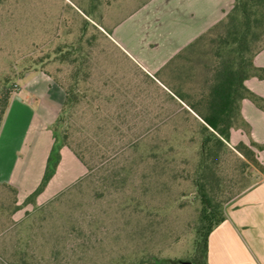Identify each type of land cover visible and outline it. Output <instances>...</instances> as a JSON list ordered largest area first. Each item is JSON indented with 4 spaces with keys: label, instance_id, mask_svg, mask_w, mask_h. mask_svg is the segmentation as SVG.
Here are the masks:
<instances>
[{
    "label": "rangeland",
    "instance_id": "rangeland-1",
    "mask_svg": "<svg viewBox=\"0 0 264 264\" xmlns=\"http://www.w3.org/2000/svg\"><path fill=\"white\" fill-rule=\"evenodd\" d=\"M71 1L74 6L66 0H0V78H11L15 93L17 77L45 69L66 91L78 71L79 99L56 126L57 138L67 130L75 146L96 142L89 155L108 157L100 173L45 203L17 197L20 209L12 216L14 194L0 185V257L19 264H134L152 257L189 262L202 207L192 181L200 121L159 102L155 91L152 106L143 109L137 101L143 88L157 83L119 59L99 28L101 13ZM221 33L199 42L202 68L214 66L211 42ZM263 42L264 34L254 49ZM121 86L129 92L112 94L116 101L102 91L119 92ZM229 149L218 168L222 205L264 175ZM69 167L61 170L71 177L64 184L81 170ZM107 171L121 173L124 183H102Z\"/></svg>",
    "mask_w": 264,
    "mask_h": 264
},
{
    "label": "crops",
    "instance_id": "crops-1",
    "mask_svg": "<svg viewBox=\"0 0 264 264\" xmlns=\"http://www.w3.org/2000/svg\"><path fill=\"white\" fill-rule=\"evenodd\" d=\"M66 2L74 6L71 0ZM81 2L88 11L101 13L99 28L118 52L119 59L157 83L143 88L144 96L137 100L143 109H150L155 101L151 94L155 91L159 93V102L188 111L195 120H202L208 104L217 99L208 95L213 69L205 65L202 68L197 40L224 18L234 0ZM253 65L264 68V47L253 57ZM243 86L264 99V79L248 76ZM102 91L111 94L107 99L116 101L112 94L129 92V88L121 86L118 92L111 87ZM65 96L64 88L45 69H32L18 81V89L9 99L0 126V183L15 188L21 200L43 178L55 142L53 124ZM236 107V120L242 119L249 126V132L242 127H231L227 145L244 144L255 153L264 169V109L246 97L238 99ZM69 164V168L76 169L80 165L81 170L64 184L71 177L66 174L68 169L61 170ZM84 173L85 168L73 153L61 147L55 174L35 200L42 204L53 199ZM222 211L224 220L208 236L207 263L264 264V175L224 203Z\"/></svg>",
    "mask_w": 264,
    "mask_h": 264
},
{
    "label": "trees",
    "instance_id": "trees-1",
    "mask_svg": "<svg viewBox=\"0 0 264 264\" xmlns=\"http://www.w3.org/2000/svg\"><path fill=\"white\" fill-rule=\"evenodd\" d=\"M219 29L222 30V33L212 42L210 40L215 45L213 57L216 62H214L215 64L211 68L213 69V82L212 85L210 83L208 94L210 98L213 96L217 100L215 103L210 102L208 104L206 114L201 116L202 120H199L201 127L200 160L195 168L192 181L202 207L195 228L193 257L189 260V264H208V236L224 220L222 211L224 204L222 205L217 200L218 190L221 185L218 172L221 153L226 148L229 149L227 143H229L231 127H242L246 133L249 132V126L242 119L239 121L236 120L238 113L236 101L246 97L258 108L264 109V99L253 94L243 86V81L248 76H256L259 79H264V68H257L253 65V57L264 47L263 42L254 49L256 42L258 43L264 34V0H234L232 8L226 13L224 18L208 32L203 34L197 40V43L211 36L212 32ZM25 73L17 77V80H21ZM78 76V71L72 74L71 78L73 82L65 91V101L58 118L53 124L52 131L55 142L48 156L47 167L43 178L38 187L25 199V203H34L35 198L45 189L59 164L61 147H67L73 153L75 158L85 168V173L68 187V189L59 193L58 196L73 186L82 184V182L88 180L90 177H94V175L101 172V166L104 167L105 165L104 163L108 156L97 157L96 154L89 155L90 152L88 153L86 151L87 149L95 148L97 146L96 142L89 144L81 143V145L77 144L75 146V144L68 141L69 134L67 130L62 131L59 138H57L56 126L64 122L63 117L65 113L78 102L79 98L76 92L79 83ZM11 80L8 76H2L0 78V126L9 99L13 93L12 87L8 86ZM228 97L230 98L229 108L227 103ZM224 104L225 108L223 107ZM229 151H232L238 156L240 155L239 157H242L248 168L252 167L260 173L264 171L263 167L256 160L255 153L244 144L240 143L233 149L230 148ZM96 158L101 160L100 163L92 164L91 161ZM103 159H105V162ZM106 173V178L99 179L102 183H105L106 179H109L110 182L118 181L124 183L125 178H120L121 173H116L115 171H107ZM0 185L9 189L14 194L13 208L9 213L12 216L20 209L17 203V190L5 183H0ZM170 261L168 258L152 257L140 260L134 264H171ZM0 264L19 263L15 260H12V262L3 260L0 257Z\"/></svg>",
    "mask_w": 264,
    "mask_h": 264
},
{
    "label": "water",
    "instance_id": "water-1",
    "mask_svg": "<svg viewBox=\"0 0 264 264\" xmlns=\"http://www.w3.org/2000/svg\"><path fill=\"white\" fill-rule=\"evenodd\" d=\"M170 262H171V264H176V263H180V264H189V262H185V261H177V260H171Z\"/></svg>",
    "mask_w": 264,
    "mask_h": 264
}]
</instances>
